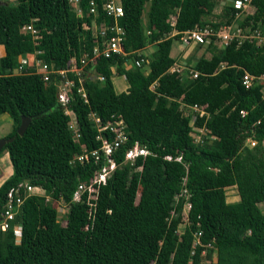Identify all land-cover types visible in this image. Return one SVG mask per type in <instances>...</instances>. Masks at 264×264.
<instances>
[{
    "label": "trees",
    "instance_id": "trees-1",
    "mask_svg": "<svg viewBox=\"0 0 264 264\" xmlns=\"http://www.w3.org/2000/svg\"><path fill=\"white\" fill-rule=\"evenodd\" d=\"M95 1L96 14L87 11L88 0H78L79 14L67 0L0 1V114L12 122L4 137L13 136L0 150L11 165L10 175L0 183V213L7 191L20 182L43 192L23 199L12 224L0 230V264H205L204 256L212 264H264V214L258 205L264 201V96L256 81L248 88L241 84L244 72L264 75V45L231 41L218 48L210 41L209 56L171 71L177 58L170 48L179 34L165 35L172 29L206 24L216 29L229 23L230 4L223 3L210 21L218 0H119L122 14L116 18L105 15L100 0ZM252 3L254 12L240 25L264 23V0ZM171 10L173 26L167 22ZM114 21L123 28L126 54L87 62L80 75L85 98L76 91L77 76L67 72L74 85L63 107L56 100L60 75L50 74L46 83L35 72L34 61L54 71L64 69L70 58L91 55L99 40L93 23L97 28ZM24 25L35 33H23ZM149 44L154 49L147 55L144 47ZM20 57L28 62L21 73H14ZM140 57L143 61L135 66ZM112 66L127 83L124 91L113 89ZM189 71L197 75L189 77ZM192 104L203 106L208 116L196 115L192 122ZM65 109L75 118L76 140ZM90 114L101 123L120 116L126 135L110 154L115 167L99 186L92 207L85 203V193L72 200L77 184L106 163ZM20 116L31 119L18 135ZM200 126L205 135L194 142L193 127ZM246 138L254 144L248 146ZM134 144L147 154L124 161ZM82 147L98 149V159H73ZM229 186L236 189V201L225 200ZM182 189L190 204L186 215L184 197L178 194ZM45 197L67 206L64 225Z\"/></svg>",
    "mask_w": 264,
    "mask_h": 264
},
{
    "label": "built area",
    "instance_id": "built-area-1",
    "mask_svg": "<svg viewBox=\"0 0 264 264\" xmlns=\"http://www.w3.org/2000/svg\"><path fill=\"white\" fill-rule=\"evenodd\" d=\"M67 1L75 10V12L79 14L80 9L78 7V0ZM225 3L230 4V6L233 8L232 19L229 23H222L216 29L207 24L202 27L195 26L192 29L181 32H177L172 29L173 34H179L176 42L181 44L182 39H184L186 45L189 42L194 44H207L211 41L218 48H224L231 41H234L236 45L241 44L243 41H254L255 44L264 45V23H257V25L254 27L246 24H239L240 20H242L246 15H251L254 12L255 7L252 3V0H231L226 1ZM100 9L104 12L105 15L111 16L112 18H116L122 14L119 0H100ZM96 10L97 2L95 0H88L87 11L89 13L96 14ZM169 17L170 19H168L167 22L170 26H173L175 15H170ZM92 26L93 32L95 33V35L98 34L99 40H97L93 45L90 56L82 55L78 59V61H76L74 58H70L66 68L58 69L56 71L48 69L43 62L37 60L34 61L36 67L35 72L41 74L42 80L46 83H49L50 81V74L56 72L58 75H60L61 79L56 82V100L63 107L68 102L69 97L71 96V87L74 85L73 79L66 76L67 72L73 73L77 76L80 85L77 87L76 91L82 98H85V92L82 88L80 75L82 72V68L87 64V62L93 65L95 58L100 55L108 57L111 55V53H114L116 55L126 54L121 47V41L123 39L124 31L123 28L116 25L115 21L109 26H106L103 23H100L97 28H95L94 23ZM21 31H23V33H35V30L30 25L22 26ZM144 32L145 35L148 33L147 30H144ZM142 61L143 59L140 57L134 59L133 63L135 66H140ZM24 63L26 64L27 61L23 58H18V65L15 67L13 72L21 73L23 68L22 65ZM177 63L182 62H176L170 68L171 71H180L184 68L185 65H187L185 64V62L182 64ZM222 66L223 64H220V67ZM196 75V71H189L188 73L189 77H195ZM97 79L102 80L103 78L102 76L97 75ZM253 81H256L261 85L260 90L262 96H264V75L253 76L247 72L243 73L241 80V84L243 85V87L248 88L253 83ZM188 108L189 113H191L190 120L192 122L195 120L194 118L196 115L199 117L208 116V112L201 105L192 104L188 106ZM64 113L70 116V120L68 121L67 126L72 131L73 138L76 140L78 138V131L75 123V118L73 117L72 112L68 111L67 109L64 110ZM239 113L242 115L244 114V111L240 110ZM90 118L93 119L96 126L97 134L95 138L100 141L99 150L102 152L103 158L106 163L98 171H95L87 182L78 183L72 194V200L78 201L81 199V194L85 193V203L88 205V207L94 206V200L96 199V196L95 198L89 197L91 196V193H97L99 186L105 183L106 178L115 167V163L110 157L112 150L118 147L126 139V135L123 130L124 122L120 116L118 118L111 117L104 123H101L99 118L93 114H90ZM193 129L195 131V133L192 134L193 141L199 143L202 142V136L205 135V130L203 129V127H193ZM104 131H106L107 134H104ZM245 142L248 143V146H252L254 144V140L250 138H246ZM98 152V149L87 151L84 147H82L81 152L74 155L73 159L81 162L82 160H87L90 157L93 158L94 161H96L98 159ZM146 154V149L134 144L132 145V147L128 148L125 151L124 161L132 163L137 156H144ZM164 158L166 160L174 159L176 161H180L179 156L172 157L170 155H165ZM178 194L184 197V206L182 212L186 215V212L190 207V204L187 201L188 194L186 193L185 189H182V191ZM33 195H43L41 188L29 185L25 182H20L16 186L9 188L6 193L5 203L0 213L1 231L5 230L10 224H12L13 218L23 199ZM258 205L261 213L264 214V201L260 202ZM198 234L199 233H197L196 235Z\"/></svg>",
    "mask_w": 264,
    "mask_h": 264
},
{
    "label": "rangeland",
    "instance_id": "rangeland-1",
    "mask_svg": "<svg viewBox=\"0 0 264 264\" xmlns=\"http://www.w3.org/2000/svg\"><path fill=\"white\" fill-rule=\"evenodd\" d=\"M0 1H11V0H0ZM226 1H231V0H218L213 8V11L211 13V15H209L207 18L210 20V21H215L216 19H214V16H216L217 14H219L221 8H222V5L223 3H225ZM146 7H144V11H145ZM175 10H171L170 11V15H175ZM168 19H170V17L167 18V21ZM141 23H142V26H143V33L145 34L144 30H146L144 24L146 23V20L144 18V14L142 15V18H141ZM173 33H172V30L170 32H168L166 36H171ZM181 41V40H180ZM206 43H202V44H194V43H191L189 42L188 44L185 45V41L184 39H182L181 41V44L173 41L172 42V45H171V48H170V54L171 55H175L177 56V54L179 53V50L180 51V58H183L184 60L180 61L182 63H186L187 65L188 64H191L195 58L201 56V55H204V56H209V52L207 51V48H206ZM145 50H146V54H150V48L151 50L154 49V46L152 45H146L145 47ZM174 56V57H175ZM178 56V57H179ZM182 63H177V64H182ZM114 66L111 67V69L113 70L112 72V75L110 77V80H111V83H112V86H113V89L114 91H120L121 88H122V85L121 83L124 85L126 84V81L125 79L123 78V75H118L116 74V72L114 73ZM144 72H146L148 69L147 67L145 66L144 68ZM12 129V122L10 120V118L8 117V115L6 113H2L0 114V138L4 137L8 132H10ZM11 173V165H10V162H9V158L7 156V153L5 151H2L0 153V183L5 179L7 178ZM225 192H226V195H228V199L227 201L228 202H232L231 200L233 198L232 195L236 196V189L234 186H230V187H227L225 189ZM138 194V189H137V193L136 195ZM98 197L97 196V193H91V198H95ZM46 199V203H48L51 207H53L56 211V214H57V221H59V223L61 225H64L65 224V214L67 213V206L65 204H63L61 201H55V200H52L48 197H45ZM183 224H184V215L182 217V222L178 224L177 226V232H180L182 230V227H183ZM203 261L205 264H212L211 263V259H207V257H203Z\"/></svg>",
    "mask_w": 264,
    "mask_h": 264
},
{
    "label": "water",
    "instance_id": "water-1",
    "mask_svg": "<svg viewBox=\"0 0 264 264\" xmlns=\"http://www.w3.org/2000/svg\"><path fill=\"white\" fill-rule=\"evenodd\" d=\"M40 115L41 114H37L33 117H38ZM30 119L31 118L26 117V116H20V122L16 128V134L21 135L23 133V131H24L25 127L27 126L28 122L30 121ZM12 137L13 136L8 137V138H5V137L0 138V150L6 142L11 141Z\"/></svg>",
    "mask_w": 264,
    "mask_h": 264
},
{
    "label": "crops",
    "instance_id": "crops-1",
    "mask_svg": "<svg viewBox=\"0 0 264 264\" xmlns=\"http://www.w3.org/2000/svg\"><path fill=\"white\" fill-rule=\"evenodd\" d=\"M152 46H153V45H152ZM152 50H153V49H152ZM152 50H151V48H150V52H152ZM145 51H146V50H145ZM180 51H181V50H179V53L177 54V56H175V55H171V54H170L173 58L176 57L178 62H179V60H180V61H181V60H182V61L184 60L183 58H180V56H179V55H180ZM3 54H4V51H3L2 46L0 45V56H2ZM174 56H175V57H174ZM178 56H179V57H178ZM20 58H21V57H20ZM23 59L26 60V61L28 62V58L25 57V58H23ZM29 59H30V58H29ZM177 61H176V62H177ZM147 69H148V67H147ZM147 71H148V70H147ZM147 71H146V72H147ZM146 72H145V73H146ZM123 78H124V77H123ZM121 85H122V88H121L120 91H124V90L126 89V87H127V83L124 84V85L121 83ZM120 91H117V92H120ZM115 92H116V91H115ZM229 187H230V186H229ZM225 189H226V188H225ZM224 191H225V190H224ZM236 194H237V192H236ZM231 198H233V199L231 200V201L233 202V201H236V200L238 199V196H237V195H236V196L232 195ZM227 199H228V195H226V192H225V200L227 201ZM227 202H228V201H227Z\"/></svg>",
    "mask_w": 264,
    "mask_h": 264
}]
</instances>
